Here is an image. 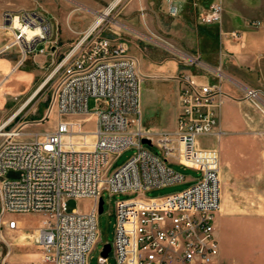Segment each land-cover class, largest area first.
Returning <instances> with one entry per match:
<instances>
[{"label": "built area", "instance_id": "built-area-1", "mask_svg": "<svg viewBox=\"0 0 264 264\" xmlns=\"http://www.w3.org/2000/svg\"><path fill=\"white\" fill-rule=\"evenodd\" d=\"M223 11L222 2H214L200 21L221 23ZM97 27L69 43L50 74L52 78L60 72L49 107L61 116L54 130L27 138L26 122L10 129L12 118L0 123V231L18 228L14 214L39 213L37 244L44 261L89 264L100 241L99 200L107 190L112 195H135L116 202L110 251L116 264H218L221 156L199 139L210 135L220 139L224 134L222 108L232 95L221 67H207L196 58L193 63L204 73L183 70L173 76L179 82L176 125L146 128L138 59L123 41ZM0 31L10 34L0 45V56L14 49L19 54L10 72L0 75V89L29 57L55 55L60 48L52 18L39 8L5 10ZM231 34L239 37L238 32ZM260 95L264 96L261 89H244V98L264 113ZM90 98L96 102L92 109ZM92 117L95 126L88 129ZM256 133L264 140V128ZM129 147L135 153L114 168V156ZM173 165L195 169L200 176L183 190L147 197L148 190L187 181ZM9 170L20 176L8 178ZM81 198L94 199L91 209H68L70 199ZM106 260L99 257L100 263Z\"/></svg>", "mask_w": 264, "mask_h": 264}, {"label": "rangeland", "instance_id": "rangeland-1", "mask_svg": "<svg viewBox=\"0 0 264 264\" xmlns=\"http://www.w3.org/2000/svg\"><path fill=\"white\" fill-rule=\"evenodd\" d=\"M0 0V11L4 9L20 10L39 8L48 14L55 28V38L60 48L54 56H44L37 61L24 65L19 72L26 75L23 79L10 78L0 89V123L12 118L7 128L18 127L23 122V131L27 138L34 133L43 134L55 129L61 116L52 107L51 95L58 72L52 78L50 74L59 63L69 43L77 41L98 20L106 10L109 13L97 24L103 34L109 35L115 31L122 32L120 28L129 29L126 36L132 46L130 52L138 59L139 70L142 75L140 85L142 124L146 128L174 127L178 113L176 85L171 81L154 77L148 72H142L146 63L165 72V67L170 60L185 66L193 73L203 72V67L193 61L200 58L195 45L191 43L192 36L187 34L188 29L179 26L178 22L163 17L162 23L169 32L153 34L143 25L139 11L125 14V9L134 0ZM139 2L140 0H135ZM155 20V24H156ZM211 30L217 31L216 28ZM157 52H161L169 60L157 61ZM141 57H137L136 54ZM218 55V54H217ZM216 56V53L214 54ZM213 59L214 67H220L219 62ZM202 62V60H201ZM161 64V65H160ZM209 67V66H208ZM168 83V86L165 85ZM166 86V87H165ZM12 87V88H10ZM15 88V90H14ZM40 88V90H39ZM247 87H243L246 89ZM13 90V91H12ZM159 95L156 96V92ZM33 99L19 113L16 112L32 96ZM238 95L244 97V90ZM260 104L264 103V96L260 95ZM228 99H230L228 101ZM222 108V129L224 134L220 139L210 136L200 137L203 146H212L220 151L221 156V205L217 214V232L219 235L221 252L219 264H264V140L256 132L264 128V113L253 100L238 99L233 96L234 102L228 98ZM96 105L94 98H90L89 107ZM262 106V105H261ZM16 115V116H14ZM44 117L45 120L40 121ZM95 120L92 117L87 123L88 129L94 128ZM136 149L129 147L113 158V167L125 163ZM182 172L186 180L168 186L148 190L147 197L162 196L185 189L200 176V172L173 165ZM8 178H17L19 171L9 170ZM104 209L99 215L100 241L90 254L89 262L98 263L102 248L105 243H112L116 221V202L120 199L130 198L135 195L115 194L105 190L102 193ZM94 203L92 198L70 199L68 209L88 211ZM2 204L0 198V219ZM10 216V214H7ZM39 217L35 218L38 222ZM6 251L0 231V264ZM110 264H116V259L111 252Z\"/></svg>", "mask_w": 264, "mask_h": 264}, {"label": "crops", "instance_id": "crops-1", "mask_svg": "<svg viewBox=\"0 0 264 264\" xmlns=\"http://www.w3.org/2000/svg\"><path fill=\"white\" fill-rule=\"evenodd\" d=\"M217 1H221L224 6L221 23H202L200 15L207 11L212 3ZM5 10L11 9L0 11V21ZM125 10V14L136 13L138 10L139 12H137L141 15V18L145 20L143 25L155 35L161 34L162 31L169 32L161 22L163 17L175 20L179 26L188 29L186 32L192 36L191 43L195 45L204 65L210 68L214 67L213 61L217 60V56H219L218 62L225 75L224 85L232 95L230 98L233 102L235 100L233 96H237L239 101L245 100L242 95H238L243 92V87L264 91V0H140L139 2L134 0ZM252 21H259L260 23L252 24ZM120 28L124 33L115 31V33L107 36L123 41L128 48V52L133 55L130 52L131 41L122 35L127 34L126 32H129V29L126 26L124 28L120 26ZM212 28H216L217 31L211 30ZM231 32H238L239 37L233 36ZM9 37V33L0 31V45ZM215 53L216 56H214ZM47 55L50 56L49 54L31 56L24 65L29 66L30 62L37 61ZM136 55L139 59L142 57V54L141 57L138 53ZM18 57L19 54L16 49L0 56V75L10 72ZM167 60L169 58H165L161 52H157V61L165 62ZM20 68L12 73L15 74L13 78L23 79L26 77L24 73L19 72L22 71ZM165 69V72H160L147 62L142 72H148L154 77L171 81L172 79L169 78H173L180 71L188 70L185 66L181 67L173 59L166 65ZM171 82L174 83V86L176 85L175 92L179 112V82L177 80ZM165 85L168 86V83H165ZM158 95L159 91L156 92V96ZM176 119L177 116L173 119L175 125ZM12 217L18 220V228L16 230L3 228L1 231L3 242L6 245L1 264H53L44 261L42 249L37 244L38 228L42 223V215L39 213H20L14 214ZM36 217L40 218L38 222L35 221ZM89 264H92V262H89ZM97 264L110 263L108 258L104 263H100L98 258Z\"/></svg>", "mask_w": 264, "mask_h": 264}, {"label": "water", "instance_id": "water-1", "mask_svg": "<svg viewBox=\"0 0 264 264\" xmlns=\"http://www.w3.org/2000/svg\"><path fill=\"white\" fill-rule=\"evenodd\" d=\"M143 141L146 143H150V141L148 139H143ZM103 209H104V199L101 197L99 200V213H102ZM111 249H112V244L111 243H105V245L101 251V255L105 258H108Z\"/></svg>", "mask_w": 264, "mask_h": 264}, {"label": "bare ground", "instance_id": "bare-ground-1", "mask_svg": "<svg viewBox=\"0 0 264 264\" xmlns=\"http://www.w3.org/2000/svg\"><path fill=\"white\" fill-rule=\"evenodd\" d=\"M117 1H118V0H115L114 3H113V5H115V3H117ZM108 13H109V10H106L104 13H102V14L99 16L98 20L96 21V23H95L93 26L97 25V24L103 19V17H105ZM39 90H40V88H39ZM33 97H34V96H33Z\"/></svg>", "mask_w": 264, "mask_h": 264}]
</instances>
